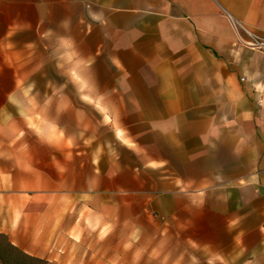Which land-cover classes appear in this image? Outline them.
<instances>
[{
	"label": "crops",
	"instance_id": "1",
	"mask_svg": "<svg viewBox=\"0 0 264 264\" xmlns=\"http://www.w3.org/2000/svg\"><path fill=\"white\" fill-rule=\"evenodd\" d=\"M115 223L121 264H264V0H0V234L114 264Z\"/></svg>",
	"mask_w": 264,
	"mask_h": 264
},
{
	"label": "rangeland",
	"instance_id": "2",
	"mask_svg": "<svg viewBox=\"0 0 264 264\" xmlns=\"http://www.w3.org/2000/svg\"><path fill=\"white\" fill-rule=\"evenodd\" d=\"M50 81L55 84L73 85V82L69 78H64V77L58 78L56 74L53 78L50 79ZM99 124H100V115H99ZM114 230H115L114 264H121L122 263V254H121L122 234H121L120 223L119 224L115 223ZM17 249H13L11 247L9 238L7 236H5L4 234L0 235V264H39L36 262H31L28 259L22 258L21 252L23 250L19 247H17ZM98 250L100 252L99 259H102L103 261V263L101 264H105V245L104 244L99 245ZM47 264H50V263L47 261Z\"/></svg>",
	"mask_w": 264,
	"mask_h": 264
},
{
	"label": "trees",
	"instance_id": "3",
	"mask_svg": "<svg viewBox=\"0 0 264 264\" xmlns=\"http://www.w3.org/2000/svg\"><path fill=\"white\" fill-rule=\"evenodd\" d=\"M0 235H3V234H0ZM6 236V235H5ZM10 245L13 249H17L16 246H14L11 242H10ZM18 250V249H17ZM22 254V258L24 259H28L29 261L31 262H36V263H39V264H47V261L43 260V259H39V258H36V257H33L31 255H28L26 254L25 252H21Z\"/></svg>",
	"mask_w": 264,
	"mask_h": 264
},
{
	"label": "built area",
	"instance_id": "4",
	"mask_svg": "<svg viewBox=\"0 0 264 264\" xmlns=\"http://www.w3.org/2000/svg\"><path fill=\"white\" fill-rule=\"evenodd\" d=\"M248 35H251V33L249 31H245Z\"/></svg>",
	"mask_w": 264,
	"mask_h": 264
}]
</instances>
